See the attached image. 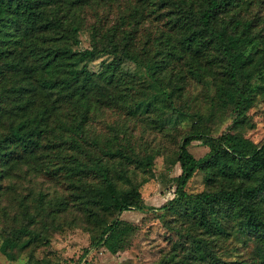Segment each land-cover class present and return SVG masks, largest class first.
Instances as JSON below:
<instances>
[{
	"label": "rangeland",
	"instance_id": "obj_1",
	"mask_svg": "<svg viewBox=\"0 0 264 264\" xmlns=\"http://www.w3.org/2000/svg\"><path fill=\"white\" fill-rule=\"evenodd\" d=\"M203 3L87 0L72 9L80 27L73 49L94 43L101 46L109 32L138 57V61L121 63L113 82L103 83L101 94L92 96L97 107L87 122L86 135L89 140H103L113 134L111 125L119 131L120 141L132 146L138 157H150L149 164L117 158H109L108 164L117 189L135 186L143 201L154 207L173 196L180 172L176 150L182 135L190 131L212 136L231 132L256 144L264 141V67L260 64L264 59V0H236L220 15L233 13L249 19L250 33L259 40L253 61L244 65L239 77L241 86L249 91L244 107L238 104L237 88L220 55L213 49L193 51L181 44L187 32V21L182 22L185 13H197ZM72 10L66 13L63 7L59 14L71 19ZM111 59L112 54L99 53L87 61V67L97 72ZM4 85L7 81L0 82L3 94ZM90 145L83 141L86 152L79 147L74 153L89 156ZM188 149L195 157L208 151L198 138L190 141ZM57 151L59 157L53 155ZM65 151L64 144L53 149L46 145L0 180V244L5 235L26 239L30 234L19 232L22 227L42 237L11 249L13 260L0 251V264H213L193 249L188 232L206 240L222 260L240 264L261 261L260 241L243 233L235 217H222L223 212L217 214L223 229L207 233L179 211L129 208L119 215L121 223L130 227L122 248L112 253L102 245L90 246L91 236L99 231V219L101 224L112 214L98 209L96 218H86L80 188L99 180L92 174L71 176L61 166ZM250 182L226 170L205 167L194 172L185 189L194 194ZM257 204L264 220V192L257 197Z\"/></svg>",
	"mask_w": 264,
	"mask_h": 264
},
{
	"label": "trees",
	"instance_id": "obj_2",
	"mask_svg": "<svg viewBox=\"0 0 264 264\" xmlns=\"http://www.w3.org/2000/svg\"><path fill=\"white\" fill-rule=\"evenodd\" d=\"M86 1L0 0V82L7 81L2 88L6 93H0V180L18 163L33 158L44 146L53 149L64 144L66 151L61 166L71 176L92 174L99 180L98 184L80 188L86 218H96L98 209L112 214L101 224L102 218L99 219V231L91 236L90 246L102 245L112 253L122 248L130 227L121 223L119 215L129 208L179 211L207 233L223 229L217 215L223 212L222 217H235L243 233L260 241L261 261L252 264H264V220L257 204V197L264 192V141L256 144L231 132L212 136L190 131L179 139L175 158L180 172L173 196L165 203L158 207L146 204L135 186L116 188L109 174V158L149 164L150 157H138L132 146L120 141L119 131L111 125L113 134L103 140L97 137L89 140L86 126L97 107L92 96L101 94L103 83L113 82L121 63L138 61V57L126 45L117 43L109 32L101 46L94 43L81 50L72 48L78 43L80 29L73 19L72 9ZM234 1L204 0L197 13L189 10L182 21H187V32L180 41L190 50L213 49L220 55L226 63V73L237 88L238 104L244 107L249 102V91L241 86L239 77L244 65L253 61L259 40L250 33L249 19L238 18L233 13L220 16ZM63 7L66 13L72 10L71 19L59 14ZM99 53L112 54V59L105 62L101 70L90 71L87 61ZM260 64L264 67V59ZM146 65L151 68L150 63ZM159 92L169 98L164 90ZM193 138L200 139L208 147L200 157L193 156L188 149ZM87 140L92 145L89 156L87 153L76 155L74 151L79 147L86 152L82 145ZM53 155L59 157L60 152ZM205 167L220 168L251 182L188 193L187 181L196 170ZM2 186L0 182V191ZM18 231L30 235L21 241L18 235H5L0 244L1 253L10 260H13L10 250L14 247H25L42 239L38 232L24 227ZM187 236L193 249L213 264H240L218 258L206 240L190 232Z\"/></svg>",
	"mask_w": 264,
	"mask_h": 264
}]
</instances>
